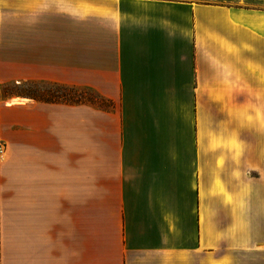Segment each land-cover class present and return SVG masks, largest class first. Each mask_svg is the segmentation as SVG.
Segmentation results:
<instances>
[{
	"label": "crops",
	"instance_id": "0c3cea01",
	"mask_svg": "<svg viewBox=\"0 0 264 264\" xmlns=\"http://www.w3.org/2000/svg\"><path fill=\"white\" fill-rule=\"evenodd\" d=\"M0 144V264H264V6L0 0Z\"/></svg>",
	"mask_w": 264,
	"mask_h": 264
},
{
	"label": "rangeland",
	"instance_id": "374dc122",
	"mask_svg": "<svg viewBox=\"0 0 264 264\" xmlns=\"http://www.w3.org/2000/svg\"><path fill=\"white\" fill-rule=\"evenodd\" d=\"M202 2L219 3V4H235L240 3L247 6H264V0H197ZM50 99L62 100L63 102L78 101L80 104L92 103L97 107H110L111 103L103 100L95 93L86 89H76L59 86H49L44 93Z\"/></svg>",
	"mask_w": 264,
	"mask_h": 264
},
{
	"label": "built area",
	"instance_id": "2783aa9c",
	"mask_svg": "<svg viewBox=\"0 0 264 264\" xmlns=\"http://www.w3.org/2000/svg\"><path fill=\"white\" fill-rule=\"evenodd\" d=\"M4 149L3 146L0 144V155L3 153Z\"/></svg>",
	"mask_w": 264,
	"mask_h": 264
},
{
	"label": "trees",
	"instance_id": "16d2710c",
	"mask_svg": "<svg viewBox=\"0 0 264 264\" xmlns=\"http://www.w3.org/2000/svg\"><path fill=\"white\" fill-rule=\"evenodd\" d=\"M72 103H80V102H78V101H72Z\"/></svg>",
	"mask_w": 264,
	"mask_h": 264
}]
</instances>
